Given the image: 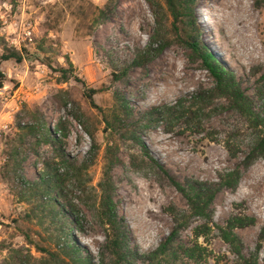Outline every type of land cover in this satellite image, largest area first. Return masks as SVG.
I'll return each instance as SVG.
<instances>
[{
    "label": "rangeland",
    "instance_id": "374dc122",
    "mask_svg": "<svg viewBox=\"0 0 264 264\" xmlns=\"http://www.w3.org/2000/svg\"><path fill=\"white\" fill-rule=\"evenodd\" d=\"M157 2L170 43L138 67L130 61L153 28L144 0H0V53L15 49L28 54L19 63L0 61V264H75V254L64 241L76 243L78 253H88L96 263L103 242V227L96 218L98 183L109 158L107 147L119 160L108 176L131 251L142 256L154 249L172 226L171 209L186 211L181 195L149 164L130 167L128 156L139 158L138 146L123 138L113 120L118 98L136 117L152 106L170 105L212 86L207 72L189 62L184 47L173 41L170 17L162 0ZM106 4L111 13L102 21L99 11ZM192 20L209 52L253 96L255 79L264 70V0L258 6L252 0H194ZM47 63L67 70L70 63L86 87L98 90L93 94L97 107L87 104L79 82H58L57 72ZM258 109L264 112V104ZM39 121L64 138L60 144L38 143L34 152L28 130ZM253 137L247 122L222 98H212L198 132L173 122L168 129L156 125L139 133L149 155L178 181H215L240 167ZM7 153L13 157L5 170ZM60 157L76 168L87 166L64 178L67 203L58 210L48 206L39 186L48 167L63 174ZM59 211L75 223L63 220ZM231 216L253 219L234 233L241 256L251 262L256 256V264H262L264 157L240 170L233 189L215 194L204 236L192 235V228L203 221L187 218L178 241L195 242L200 255L175 264H242L217 232Z\"/></svg>",
    "mask_w": 264,
    "mask_h": 264
},
{
    "label": "trees",
    "instance_id": "16d2710c",
    "mask_svg": "<svg viewBox=\"0 0 264 264\" xmlns=\"http://www.w3.org/2000/svg\"><path fill=\"white\" fill-rule=\"evenodd\" d=\"M147 4L153 19V28L148 34L147 41L143 48L136 50L130 61L132 66H144L149 60L157 55L166 45L170 43V38L166 35V28L163 23V14L161 6L157 0H144ZM254 5H260L261 0H252ZM263 1V0H262ZM165 9L170 17V31L173 41L184 47L185 57L189 62H197L198 65L207 72L212 81V86L208 89H202L191 93L188 98H178L170 105H156L137 114L135 117L125 100L118 98L117 111L113 113V120L122 131L123 138L130 140L138 146L140 155L128 156V163L134 169H140L146 164L157 174H161L166 181L181 195L186 204V211H176L171 209L172 226L164 238L156 245L154 249L142 256L131 251L125 243V230L121 218L116 213V203L113 200V188L108 171L115 166L119 160L112 153L110 147L106 149L109 156L107 164L103 171V179L98 183L99 197L96 207V218L103 227V242L99 249L96 263L91 262V256L87 253L80 255L78 245L74 242L69 245L64 241L65 247H68L75 254L77 264H133L139 261V264H175L177 261H194L200 255V247L194 242L187 245L178 241V232L187 222V218L196 217L203 222L192 228L194 238L204 236L209 227L207 222L211 216V204L215 194L225 188L233 189L239 179L240 170L245 169L257 157H264V112L258 107L264 104V70L259 73L255 79L253 96H248L240 86L239 81L234 74L223 67L209 52L203 41L198 36V29L194 26L192 20V10L194 0H162ZM102 21H105L111 13L108 4L99 11ZM24 50L5 49L0 53V61L13 60L16 63L21 62L27 57ZM46 66L52 71L57 72V81L66 82L69 78L79 82L83 86L82 95L87 104L96 108L93 101V94L98 90L86 87L83 81L72 72V66L69 63V69L63 67L53 68L48 63ZM70 70V73H69ZM113 77H115L113 75ZM4 80V74L0 71V88ZM64 93L65 92H61ZM60 94V92H59ZM212 98H222L226 107L235 111L246 122L253 131L254 137L252 145L248 152L240 160V167H235L218 176L215 181H202L185 178L182 181L172 177L162 165L149 155L146 145L139 138V133L161 125L165 129L170 127L171 123L182 124L184 128L198 132L201 129L202 119L206 116V108ZM257 105V108L255 106ZM65 106V99L62 101ZM107 129L112 127L109 122H105ZM34 140L30 145L32 151H36L38 143H61L64 134L55 135L56 132L40 122L29 130ZM225 149L233 157L235 155L230 144L225 142ZM17 153H15L16 155ZM13 155L7 153L3 163V169L7 170ZM59 163L63 167V174L57 173V167L47 168V172L40 182V189L45 195L48 206L58 209L67 203L64 178L68 174L75 173L76 170L85 169L87 163H82L79 168L68 164L64 158H59ZM45 166H48L45 163ZM60 166V167H61ZM74 170V171H73ZM75 187L80 190L81 184L75 183ZM60 216L65 221L75 223L76 219L67 217L63 212ZM70 213V212H69ZM71 214V213H70ZM253 223V219L248 216H231L226 219L222 227L217 228L219 238L225 242L230 251L241 260L242 264H256V256L251 261H247L240 254L241 244L239 238L234 233V229L243 228ZM255 249L254 254H256ZM264 264V255L261 258ZM75 263V264H76Z\"/></svg>",
    "mask_w": 264,
    "mask_h": 264
},
{
    "label": "bare ground",
    "instance_id": "6f19581e",
    "mask_svg": "<svg viewBox=\"0 0 264 264\" xmlns=\"http://www.w3.org/2000/svg\"><path fill=\"white\" fill-rule=\"evenodd\" d=\"M208 14V13H207ZM209 20V19H208Z\"/></svg>",
    "mask_w": 264,
    "mask_h": 264
}]
</instances>
